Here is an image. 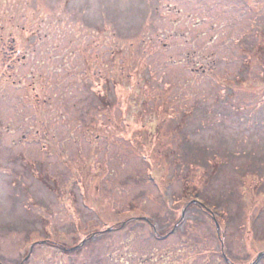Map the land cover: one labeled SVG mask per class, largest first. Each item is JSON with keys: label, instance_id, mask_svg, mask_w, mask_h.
<instances>
[{"label": "rangeland", "instance_id": "rangeland-1", "mask_svg": "<svg viewBox=\"0 0 264 264\" xmlns=\"http://www.w3.org/2000/svg\"><path fill=\"white\" fill-rule=\"evenodd\" d=\"M259 251L264 0H0V261Z\"/></svg>", "mask_w": 264, "mask_h": 264}, {"label": "water", "instance_id": "water-1", "mask_svg": "<svg viewBox=\"0 0 264 264\" xmlns=\"http://www.w3.org/2000/svg\"><path fill=\"white\" fill-rule=\"evenodd\" d=\"M183 212H184V211H182V214H183ZM216 226L218 227V223H216ZM153 228H155V227H153ZM110 229H111V227H108L106 230H110ZM84 240H85V239H83V240L81 241V243H83ZM45 241H46V240H38V241H36L35 243L45 242ZM64 248H65V247H64ZM71 248H73V247H71ZM263 253H264L263 251H259V252L257 253L256 259H258ZM0 264H3V263L0 261ZM249 264H253V262H251V263H249Z\"/></svg>", "mask_w": 264, "mask_h": 264}, {"label": "flooded vegetation", "instance_id": "flooded-vegetation-1", "mask_svg": "<svg viewBox=\"0 0 264 264\" xmlns=\"http://www.w3.org/2000/svg\"><path fill=\"white\" fill-rule=\"evenodd\" d=\"M179 219H180V217H179ZM179 219H178V220H179ZM147 221L150 222V218H148ZM168 234H169V233H168ZM168 234H164V235H162V236H165V235H168Z\"/></svg>", "mask_w": 264, "mask_h": 264}]
</instances>
